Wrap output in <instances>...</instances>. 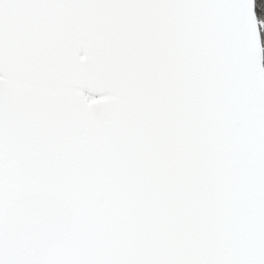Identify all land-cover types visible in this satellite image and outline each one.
<instances>
[{
  "label": "snow or ice",
  "instance_id": "6c2138e0",
  "mask_svg": "<svg viewBox=\"0 0 264 264\" xmlns=\"http://www.w3.org/2000/svg\"><path fill=\"white\" fill-rule=\"evenodd\" d=\"M255 0H0V264H264Z\"/></svg>",
  "mask_w": 264,
  "mask_h": 264
},
{
  "label": "trees",
  "instance_id": "16d2710c",
  "mask_svg": "<svg viewBox=\"0 0 264 264\" xmlns=\"http://www.w3.org/2000/svg\"><path fill=\"white\" fill-rule=\"evenodd\" d=\"M257 16L264 18V0H255ZM261 39L264 46V29L261 30Z\"/></svg>",
  "mask_w": 264,
  "mask_h": 264
},
{
  "label": "water",
  "instance_id": "95a60500",
  "mask_svg": "<svg viewBox=\"0 0 264 264\" xmlns=\"http://www.w3.org/2000/svg\"><path fill=\"white\" fill-rule=\"evenodd\" d=\"M256 10V9H255ZM257 13V12H256ZM261 42H262V39H261ZM262 46H263V44H262Z\"/></svg>",
  "mask_w": 264,
  "mask_h": 264
}]
</instances>
